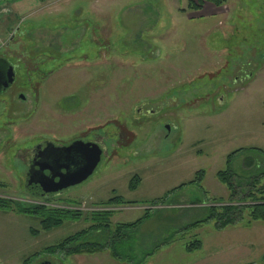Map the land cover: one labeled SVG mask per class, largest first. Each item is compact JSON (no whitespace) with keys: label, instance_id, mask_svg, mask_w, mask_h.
I'll use <instances>...</instances> for the list:
<instances>
[{"label":"rangeland","instance_id":"rangeland-1","mask_svg":"<svg viewBox=\"0 0 264 264\" xmlns=\"http://www.w3.org/2000/svg\"><path fill=\"white\" fill-rule=\"evenodd\" d=\"M92 1L33 15L0 0V56L15 69L0 93V198L83 212L44 231L37 217L0 209V264H210L219 249L231 254L229 264H264V221L246 217L223 232L214 220L182 229L228 198L216 174L229 155L244 150L233 158L237 170L247 158L264 162L256 150H264V0H226L215 9H190L188 0H101L98 15L88 11ZM76 137L97 143L95 172L61 192L33 194L25 185L31 148ZM202 169L199 188L190 182ZM136 175L142 180L133 190ZM115 196L132 203L104 206ZM95 209L113 211L111 229L152 212L131 231V258L116 259L109 248L45 252L88 229ZM97 237L104 240L89 235ZM197 238L202 247L187 251Z\"/></svg>","mask_w":264,"mask_h":264},{"label":"trees","instance_id":"trees-1","mask_svg":"<svg viewBox=\"0 0 264 264\" xmlns=\"http://www.w3.org/2000/svg\"><path fill=\"white\" fill-rule=\"evenodd\" d=\"M189 8L196 9L202 7L203 3L210 2L216 6H221L226 0H188ZM256 150L264 156L262 148ZM244 151L237 150L228 158L229 167L217 172L218 180L227 186L229 190L228 198H218L213 201L212 205L208 206L207 214L198 220L184 226V231H190L198 224L209 221H216L215 227L217 230H223L229 226L236 225L246 217L251 222L264 221V165L263 158L261 161L257 159H246L241 170L233 167V158L238 153ZM205 178V170L196 172L195 179L190 182L192 185H197L202 188V183ZM141 177L134 176L130 181V188L136 190L140 183ZM187 184H182L178 188H183ZM177 188V189H178ZM172 193V192H171ZM170 193V194H171ZM167 195L163 198L151 201V205H163L167 203ZM15 203V206H14ZM124 203H132L125 201L122 196H115L109 199L104 206H116ZM15 208L18 212L26 215H32L39 219L41 227L44 231H51L54 228L60 227L66 220H80L83 217V212L75 209H69L65 206H49L46 203H24L16 202L13 199L0 198V209L12 210ZM152 212L145 211L144 216L135 222L120 223L115 229H111L112 210H96L90 212L86 216L91 221V226L86 230H81L75 234L65 238L56 245H51L45 248L46 253L64 254L65 256L94 254L99 253L107 248L116 259H129L134 250L132 230L140 226ZM90 215V216H89ZM36 234V231H32ZM98 232L104 238L103 241L99 237L95 240L89 238L90 234ZM203 242L200 239H195L187 244V251L192 252L202 247ZM133 251V252H132ZM136 253V252H134ZM29 259H26L23 264H27ZM254 264V263H248Z\"/></svg>","mask_w":264,"mask_h":264},{"label":"water","instance_id":"water-1","mask_svg":"<svg viewBox=\"0 0 264 264\" xmlns=\"http://www.w3.org/2000/svg\"><path fill=\"white\" fill-rule=\"evenodd\" d=\"M14 77V66L7 59L1 58L0 93L12 85ZM97 147L83 142L62 147L49 142L30 167L27 188L36 196H44L84 182L95 172L101 161L102 156ZM41 264L53 263L46 260Z\"/></svg>","mask_w":264,"mask_h":264},{"label":"crops","instance_id":"crops-1","mask_svg":"<svg viewBox=\"0 0 264 264\" xmlns=\"http://www.w3.org/2000/svg\"><path fill=\"white\" fill-rule=\"evenodd\" d=\"M12 1H14V4H15L14 8L16 6L17 11L24 12L25 10L28 9V10L32 11L33 15H35V14L45 13V12L52 13L53 7H58V6H60L59 4L64 3V2H69L70 0H32V3H28L25 0H17L16 2H15V0H12ZM92 2H93L92 7H91L92 9H89L88 11L95 12L97 14L98 11H96V9L98 8V10H99V8H100V6H97V4L99 2H102V1L101 0H95ZM115 2H116L115 0H110L111 5H112V3H115ZM117 2L119 3L118 0H117ZM30 5H32V6H30ZM186 5L189 7V1H186ZM216 7H217L216 5H214L210 2H205V3H203L201 8L202 9H207V8H214L215 9ZM182 9H184V11H186V9L184 7ZM8 10L12 11V8L9 6ZM229 227H227L223 230H220V232L227 231V229ZM218 247L219 246H217V248ZM210 261H211L210 264H229L232 261V258H231V254L228 253V251H223V249H222V251H220V249H219L218 251H216L215 254L212 255Z\"/></svg>","mask_w":264,"mask_h":264},{"label":"flooded vegetation","instance_id":"flooded-vegetation-1","mask_svg":"<svg viewBox=\"0 0 264 264\" xmlns=\"http://www.w3.org/2000/svg\"><path fill=\"white\" fill-rule=\"evenodd\" d=\"M1 58H5V57L0 56V59ZM14 71H15V69H14ZM49 142H52L55 146H62V147L70 146V145H72L75 142H83L85 144L86 143H91L93 146L94 145L97 146V143L96 142L87 140V139L82 138V137H76V138L70 139L68 142H66L64 144L63 143H58V142L53 141V140L52 141L51 140H42V141H39L37 144H35L33 146V148H31V150L29 152V156L27 157V160H26V164L28 166V171H27V173L25 175V178H26L25 185L26 186H27V180H28V173L30 171V167L32 166L33 161L35 160V158H37L38 155H40L41 152H43V150L47 147V145H48ZM96 210L97 209H95L93 211H96ZM99 210H104V209H99ZM43 261H45V260H41V262L39 264H41Z\"/></svg>","mask_w":264,"mask_h":264}]
</instances>
